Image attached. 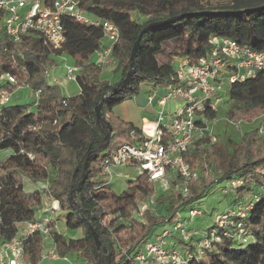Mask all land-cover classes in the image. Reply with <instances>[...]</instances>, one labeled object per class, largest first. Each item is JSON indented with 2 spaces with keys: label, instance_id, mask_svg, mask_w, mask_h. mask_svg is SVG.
Listing matches in <instances>:
<instances>
[{
  "label": "trees",
  "instance_id": "obj_1",
  "mask_svg": "<svg viewBox=\"0 0 264 264\" xmlns=\"http://www.w3.org/2000/svg\"><path fill=\"white\" fill-rule=\"evenodd\" d=\"M79 4L118 28L119 39L112 50L118 74L116 83L102 79L103 68L91 61L103 38L98 27L62 18L65 41L55 52L35 32L15 43L0 30V93H10L21 86H27L30 92L39 90L38 97H32L30 103L0 107V151H10L0 160V232L6 238L12 237L14 223L32 220L45 196L58 200L67 230L82 231L81 238L69 241L61 233L53 232L51 238L57 253L86 264H111L108 257L112 261L115 257V241L134 251L155 226L172 221L182 207L200 201L214 186L238 178L242 185L223 194L229 196L230 205L258 197L243 219L246 246H240L244 243L237 239L236 231L227 228L228 236L219 233L221 241L213 244L200 264H264V195L259 191L264 185V135L258 133L257 127L245 131L239 139L227 137L217 143H210L204 133L183 156L190 170L197 173L189 194L182 196L172 189L181 183L177 173L172 172V188L156 198L159 215L146 212L143 221L134 215L152 193L153 183L139 176L117 194L101 174L102 161L110 158L120 145H136L143 138L140 127L111 115L112 108L137 95L145 82L151 86L175 82L173 59L195 63L210 50V36L227 37L264 51V8L250 10L263 6L264 0H232L219 11H205L197 0H79ZM175 16L180 18L143 34L131 81L112 93L129 71L132 47L142 29ZM181 39V51L168 52L167 45ZM61 54L70 57L78 69L75 82L79 91L72 97H65L57 84L47 80L48 68L56 66V58ZM6 74L13 76L16 83L3 79ZM225 96L227 120L251 124L260 117L264 119L263 74L230 84ZM102 99L97 122L95 108ZM219 112L205 109L204 115L210 121ZM109 127L112 133L106 143ZM24 180L39 183L40 189L24 191ZM107 215L112 218L104 219ZM125 220L126 225L121 223ZM92 231L98 235L101 248L96 247ZM41 249L42 238L35 235L25 247V259L38 262Z\"/></svg>",
  "mask_w": 264,
  "mask_h": 264
},
{
  "label": "built area",
  "instance_id": "obj_2",
  "mask_svg": "<svg viewBox=\"0 0 264 264\" xmlns=\"http://www.w3.org/2000/svg\"><path fill=\"white\" fill-rule=\"evenodd\" d=\"M64 17L100 28L108 45L100 46L95 51L94 64L102 68L116 64L112 50L119 39L118 28L112 22L88 13L80 6L79 0H0V30L15 43H20L26 34L35 32L51 51L60 50L65 41L62 26ZM207 43L210 50L195 63L184 58L173 59L175 82L150 87L146 95L147 103L156 106V114L148 127L141 128L142 140L136 145H120L110 158H105L101 163V174L106 185L116 178L123 177L130 181L139 176H145L153 183L152 193L139 205L134 215L137 220L143 221L146 212L159 215L156 198L158 194L172 188V172H176L181 179V183L172 189L182 196L189 194L190 184L197 179V173L191 171L184 161V153L204 133L210 138V143L216 141L204 110L217 111L230 84L254 78L259 73L264 75V51L220 36H210ZM77 71L74 65H66V80L75 81ZM3 79L11 84L16 83L9 74ZM52 83L59 84L56 79ZM22 87L27 86L18 87L10 93H0V107L8 103H21ZM30 93L35 100L39 90ZM168 105L171 108L166 113ZM260 120L264 122V119ZM226 122L236 129L241 123L227 119ZM262 123L257 126L260 135H264ZM130 135H134V131ZM123 168L133 170L136 177L128 174L121 176V173L114 172ZM242 183L238 178L229 179L223 184L221 192L230 194ZM259 191L264 195V185L259 187ZM257 200L258 197L246 203L230 205L216 221L203 227H192L195 221L207 217L200 208L189 209L185 217L177 212L159 234L146 239L134 251L130 252L128 246L115 241L113 246L116 252L111 264H200L213 244L221 241V235L228 236L225 231L227 228H233L237 239L246 242L243 219ZM59 212L58 200L46 198V202L35 209L32 220L14 223L15 233L12 237L6 238L0 232V264H41L44 260H67L69 256H60L51 238L53 232L60 233L56 219ZM111 218V215L104 217L106 220ZM121 223L126 225L128 221ZM35 235L42 238L39 261H27L24 257L25 247Z\"/></svg>",
  "mask_w": 264,
  "mask_h": 264
},
{
  "label": "rangeland",
  "instance_id": "obj_3",
  "mask_svg": "<svg viewBox=\"0 0 264 264\" xmlns=\"http://www.w3.org/2000/svg\"><path fill=\"white\" fill-rule=\"evenodd\" d=\"M199 5L204 8L205 11H219L222 7L226 6L227 4L232 3V0H197ZM107 39L102 38V42H105ZM108 42V41H107ZM184 45V40H178L175 42H172L171 44H168V52L170 51H181L182 47ZM93 56V55H92ZM62 57V58H61ZM56 61V66L52 68H48V82H52L53 79H56L59 84H57L62 94L65 97H72L76 94H78L79 87L75 81H68L65 78V66L70 65L73 66V60L64 55L61 54L58 56ZM95 56L92 57V61L94 62ZM175 62V61H174ZM174 62L172 61V66L174 65ZM108 67H104L102 72L100 73V77L102 79H106L108 76L107 72ZM151 83L145 82L142 84L139 88V91L137 95L132 96L130 99H127L123 102H120L119 104L115 105L111 110V115L119 117L123 121L131 122L134 126L140 127L141 117L146 116L148 119L149 115L156 114L154 107L152 105H149L147 108L143 107V105H139V99L142 100V98H146V95L151 87ZM22 92H25V95H23V102L30 103L32 99V95L30 93V89L27 87L21 88ZM142 97V98H141ZM144 101V100H143ZM142 101V102H143ZM228 100L225 96V99L221 102V106L218 108L220 111L217 115V118L215 120H210L208 122V125L210 126V130L213 133V135L216 138L215 143H217L222 139H226L227 137L233 138V139H239L241 135L248 130H251L257 126H259L262 123V120L257 119L251 124H244L240 123L238 126V129L232 128L227 122L225 118V112L228 108ZM152 109V110H151ZM170 111V108L168 107L166 109V113ZM264 125V122L262 123ZM264 131V127H263ZM10 153V151H0V160H3L6 158V156ZM114 172L121 173V176L123 174H128L130 176L136 177V173L133 170L130 169H117ZM129 182L128 179H124L123 177L114 179L109 186H111L112 190L119 194L122 193L127 186V183ZM23 190L26 192H30L32 190H38L40 189V184H32L27 180L23 181L22 184ZM223 185L219 184L214 186L212 189L209 190V192L198 202L191 203L187 206H184L179 211L180 214L185 217L186 213L189 209H192L194 207L200 208L202 211H204L207 214V217L202 221H195L192 227L194 226H200L203 227L206 224H209L211 222H214L218 219V217L223 213L228 207H230V199L227 198L229 196H223L221 189ZM46 202V197L43 196L42 203L44 204ZM214 208V209H213ZM213 209V210H212ZM65 214L63 212H59L56 214V219L58 220V230L63 235V237L69 241L74 240L82 237V231L80 229L76 231H69L65 227V220H64ZM166 224L157 225L154 227V229L150 232L148 239H151L152 236L159 234L164 227H166ZM199 227V228H200ZM48 240L46 241V243ZM242 247L246 246L244 243L243 245H240ZM41 264H84V262L80 259H76L75 257L69 256L67 260H44Z\"/></svg>",
  "mask_w": 264,
  "mask_h": 264
},
{
  "label": "water",
  "instance_id": "obj_4",
  "mask_svg": "<svg viewBox=\"0 0 264 264\" xmlns=\"http://www.w3.org/2000/svg\"><path fill=\"white\" fill-rule=\"evenodd\" d=\"M262 8H264V5L260 6V7H257V8L250 9V10L262 9ZM179 18H180V16H175V17H172V18L167 19V20L162 21V22H153V23H150L149 25H147L144 29H142V31L139 33V35L137 37L136 42L134 43V45L132 47L131 55H130V58H129V71L126 73V75H125L124 79L122 80V82L119 85H117L112 90V93H117L121 88L126 87L129 84V82L131 81V79H132V77H133V75L135 73V55H136V50H137V47L139 45L140 39L143 36V34L145 32H147L149 29H151L152 27H154V26L171 23V22H173V21H175V20H177ZM103 100L104 99H102L100 101V103L97 105V107L95 108V117H96V121L97 122H99V120H100V110H101V107H102ZM111 133H112V130L109 127L108 130H107V133L105 135L106 143H108ZM85 178H86V176L83 177V179L79 183V185L77 187V191H79L80 184L84 182ZM92 235H93V240H94V243H95L96 247L97 248H101V243L99 241L98 235L95 232H93V231H92ZM110 261H111V258L109 256L108 257V263H110Z\"/></svg>",
  "mask_w": 264,
  "mask_h": 264
},
{
  "label": "crops",
  "instance_id": "obj_5",
  "mask_svg": "<svg viewBox=\"0 0 264 264\" xmlns=\"http://www.w3.org/2000/svg\"><path fill=\"white\" fill-rule=\"evenodd\" d=\"M108 45V42H107V40L105 41V42H102L101 41V46H107ZM94 56V55H93ZM92 56V57H93ZM92 57H91V61H92ZM62 58V57H61ZM107 74H108V76L109 77H107L106 78V80L109 82V83H111V84H113V83H116V81H117V79H118V74L117 73H115V65H113V66H110V67H108V69H107ZM52 83V82H51ZM22 94L23 95H25V92L23 93L22 92ZM142 98V97H141ZM144 100V101H143ZM143 101V102H142ZM139 105H143V107H148L149 105H148V103H147V96H146V98L144 99V98H142V100L141 99H139ZM168 107L169 108H171V105H168ZM167 107V108H168ZM154 110H155V112H156V106L153 108ZM152 110V109H151ZM148 117H150V119H148L146 116L144 117V116H142L141 117V122H140V128H142V127H148L149 125H150V121H152L153 119H154V117H155V114H154V111H153V114H151V115H149ZM214 209V208H213ZM212 209V210H213Z\"/></svg>",
  "mask_w": 264,
  "mask_h": 264
}]
</instances>
